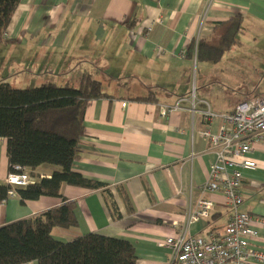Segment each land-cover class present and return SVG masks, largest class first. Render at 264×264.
Returning <instances> with one entry per match:
<instances>
[{
  "label": "crops",
  "instance_id": "0c3cea01",
  "mask_svg": "<svg viewBox=\"0 0 264 264\" xmlns=\"http://www.w3.org/2000/svg\"><path fill=\"white\" fill-rule=\"evenodd\" d=\"M238 15L243 28L264 27V0H21L7 28L9 41L0 42V82L17 88L64 85L73 72L76 80L84 74L99 80L108 95L87 104L73 170L105 186L63 183L62 197L33 200L15 193L0 202V226L76 201L78 223L54 227L52 235L70 241L95 232L129 240L137 264H170L171 251L159 244L168 236L222 231L231 212L219 193L208 194L215 202L209 218L188 222L214 158L200 133L207 122L199 111L224 113L242 101L238 89H227L233 82L236 88L238 79L212 75L221 60L200 61L189 45L202 38L217 42L220 24ZM151 92L156 100L136 99ZM193 102L196 112L190 110ZM164 107L173 110L163 115ZM220 122L210 123L213 132ZM253 158L258 165L244 171L241 209L264 216V139ZM55 169L42 165L34 171L50 177ZM9 172L7 139L1 137V184ZM253 225L259 233L252 244L264 249V223Z\"/></svg>",
  "mask_w": 264,
  "mask_h": 264
},
{
  "label": "trees",
  "instance_id": "16d2710c",
  "mask_svg": "<svg viewBox=\"0 0 264 264\" xmlns=\"http://www.w3.org/2000/svg\"><path fill=\"white\" fill-rule=\"evenodd\" d=\"M21 0H0V42ZM217 42L200 39L192 42L198 60L219 62L224 53L237 42L243 30V17L235 16L220 24ZM264 92L254 95L260 96ZM102 83L90 74L82 75L76 86L54 82L31 88H17L8 81L0 82V137L7 139L10 171L15 165L31 170L36 180L16 188L22 200L42 196L62 197L61 186L68 183L88 188L105 184L85 178L73 170L79 157L81 138L85 133V111L91 99L107 96ZM151 92L136 99L156 100ZM245 101V100H244ZM42 165L56 166L50 177H41L34 170ZM11 186L0 183V202L7 199ZM107 202L117 213L110 190ZM78 223L76 201L65 200L33 217L0 226V264H137L134 245L126 239L91 232L70 241L56 239L54 227H71Z\"/></svg>",
  "mask_w": 264,
  "mask_h": 264
},
{
  "label": "built area",
  "instance_id": "2783aa9c",
  "mask_svg": "<svg viewBox=\"0 0 264 264\" xmlns=\"http://www.w3.org/2000/svg\"><path fill=\"white\" fill-rule=\"evenodd\" d=\"M192 97L194 101L195 91ZM172 110L164 107L162 114ZM190 110L198 111L194 102ZM199 112L207 122V127L200 133L210 142L214 158L208 178L201 185L202 196L188 211V222L191 224L211 216L215 202L208 194L214 193L223 196L231 212L230 218L222 231L208 237L183 231L166 237L159 244L171 251L170 264H264V249L252 244V239L259 233L253 224L264 223V216L241 209L244 171L257 168L253 152L256 144L264 139V94L242 101L228 112L217 113L210 108ZM215 118H220L221 122L218 131L213 132L210 123ZM35 180L29 168L15 165L6 179V184L11 186L9 194L14 195L16 188Z\"/></svg>",
  "mask_w": 264,
  "mask_h": 264
},
{
  "label": "rangeland",
  "instance_id": "374dc122",
  "mask_svg": "<svg viewBox=\"0 0 264 264\" xmlns=\"http://www.w3.org/2000/svg\"><path fill=\"white\" fill-rule=\"evenodd\" d=\"M238 40L239 45L230 48L220 63L214 65L215 71L212 75H216V80L220 79V81L225 78L233 81L238 79L236 88L233 82L227 89H236V91L238 89L239 100L244 101L264 89V27L256 29L244 23ZM238 63V72L235 74L237 69L235 65ZM226 70H232V72ZM76 77L77 72H73L70 76V84L73 86L78 84L79 78L76 80Z\"/></svg>",
  "mask_w": 264,
  "mask_h": 264
}]
</instances>
